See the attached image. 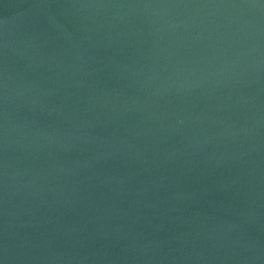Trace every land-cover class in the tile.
Returning a JSON list of instances; mask_svg holds the SVG:
<instances>
[{"label": "water", "instance_id": "95a60500", "mask_svg": "<svg viewBox=\"0 0 264 264\" xmlns=\"http://www.w3.org/2000/svg\"><path fill=\"white\" fill-rule=\"evenodd\" d=\"M0 264H264V0H0Z\"/></svg>", "mask_w": 264, "mask_h": 264}]
</instances>
